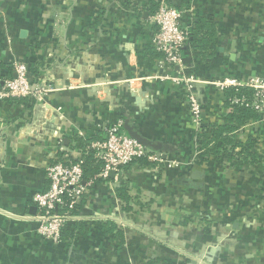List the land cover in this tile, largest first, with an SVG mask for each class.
<instances>
[{
    "label": "crops",
    "instance_id": "1",
    "mask_svg": "<svg viewBox=\"0 0 264 264\" xmlns=\"http://www.w3.org/2000/svg\"><path fill=\"white\" fill-rule=\"evenodd\" d=\"M161 3L191 33L205 20L217 40L207 61L192 42L183 52V72L198 81L199 126L186 89L169 79L180 69H160L153 56L151 11ZM21 63L36 68L35 85L55 90L42 100L0 96V264H264V119L233 134L257 140L260 164L205 161L197 146L231 112L219 84L264 77V0H0V86ZM119 120L160 161L97 180L66 241L46 242L34 198L49 188L47 164L62 147L76 157L78 140L88 147ZM194 160L201 176L168 167ZM107 222L119 234L105 233Z\"/></svg>",
    "mask_w": 264,
    "mask_h": 264
},
{
    "label": "built area",
    "instance_id": "2",
    "mask_svg": "<svg viewBox=\"0 0 264 264\" xmlns=\"http://www.w3.org/2000/svg\"><path fill=\"white\" fill-rule=\"evenodd\" d=\"M183 21V13L180 10L168 3H161L159 9L151 16L153 27L156 28L151 44L154 51L161 55L157 61L160 69H180L176 76L169 79L186 89L191 121L199 126L202 121V108L194 94V86L198 81L183 72L186 66L183 52L191 45V29L185 26ZM15 73L16 78L1 81L0 96L4 99L42 100L49 92L55 90L46 82L35 85L32 68L26 63L17 64ZM126 84L125 87L131 89L132 81H126ZM218 87L221 90L238 87L254 90L252 107L259 114V118L264 119V77L254 78L245 84L227 79ZM239 102L241 101H234ZM62 142L63 140L60 141L61 145ZM197 143L199 144V141ZM61 150L63 152L60 151L61 154L58 153L59 155L57 154L46 166L49 188L34 198L38 211L34 219L41 225L39 234L43 240L55 245L61 244L63 229L77 218L73 211L81 204L97 180H108L111 174L121 180L126 167L142 158L160 161L153 159L145 146L124 133L121 120L107 130L104 139L91 143L85 149L81 148L76 157L66 153L64 147ZM90 150L94 151V159L102 168L94 179L85 180L84 166ZM199 154L202 155V150H199ZM194 166L196 164L193 161L184 163L175 161L168 165L175 170L185 168L191 173L195 170ZM60 210L65 212L60 213Z\"/></svg>",
    "mask_w": 264,
    "mask_h": 264
},
{
    "label": "trees",
    "instance_id": "3",
    "mask_svg": "<svg viewBox=\"0 0 264 264\" xmlns=\"http://www.w3.org/2000/svg\"><path fill=\"white\" fill-rule=\"evenodd\" d=\"M158 9L159 6L153 11H150L153 14ZM213 38L214 32L212 26L207 24L205 20H199L195 24V28L192 30L190 43L192 42V44L194 45L201 61H207L206 54L213 49V46L216 45L217 40ZM153 56L160 57L161 55L155 52L153 53ZM31 68L34 74L36 72V70L34 69L36 68ZM8 70L9 74L12 75L13 68L10 67ZM225 97V106L226 108L231 109V112L225 116L224 120L221 123H215L214 125H212V135L210 137L200 138L198 150H202V155L205 161H209L208 159H211V157L219 158L220 156H222V154H226V157L234 166L241 167L262 163V156L259 153L257 147L258 142L256 139L251 138L246 142H237L233 137V134L239 129L259 118V114L252 107L254 90L245 87L229 88L225 90ZM8 100L15 102L17 100L24 99L14 98ZM235 100H240L241 102L234 103ZM242 100H244L245 102H243ZM77 143L80 147L84 149L87 148V145L84 144L82 140H78ZM138 161L141 164H147L145 158H142V160L139 159ZM84 167L85 180H92L101 172L102 165L100 163H97L94 159L93 150H90L88 152ZM117 194L119 198L126 203L124 210H132V208L129 206L130 196L128 194V188L124 185L121 186V188L117 190ZM83 206L84 201H82L81 204L77 206L76 210L73 211V214L79 215ZM59 212L63 213L65 212V210H60ZM103 229L107 234L113 232L119 234L116 225L111 222L105 223ZM65 241L66 232L63 230L61 234V243Z\"/></svg>",
    "mask_w": 264,
    "mask_h": 264
},
{
    "label": "water",
    "instance_id": "4",
    "mask_svg": "<svg viewBox=\"0 0 264 264\" xmlns=\"http://www.w3.org/2000/svg\"><path fill=\"white\" fill-rule=\"evenodd\" d=\"M23 35H25V32H23ZM17 77V75H16V73L14 74V78H16ZM196 86V85H195ZM128 136H130V137H132V138H134V139H136L138 142H140L143 146H145L146 148L148 147V144L145 142V141H143L141 138H138V137H135V136H132V135H128ZM197 170H195V171H193L192 173H194V177H196V176H201V174L199 173V172H196ZM112 177H114V174H111V178Z\"/></svg>",
    "mask_w": 264,
    "mask_h": 264
},
{
    "label": "rangeland",
    "instance_id": "5",
    "mask_svg": "<svg viewBox=\"0 0 264 264\" xmlns=\"http://www.w3.org/2000/svg\"><path fill=\"white\" fill-rule=\"evenodd\" d=\"M193 163L196 164V160H194ZM194 167H195V166H194ZM194 167H193V168H194ZM190 173H191V172H190Z\"/></svg>",
    "mask_w": 264,
    "mask_h": 264
}]
</instances>
